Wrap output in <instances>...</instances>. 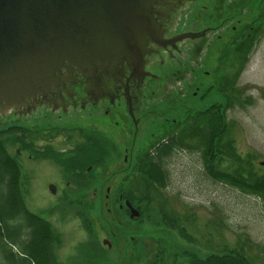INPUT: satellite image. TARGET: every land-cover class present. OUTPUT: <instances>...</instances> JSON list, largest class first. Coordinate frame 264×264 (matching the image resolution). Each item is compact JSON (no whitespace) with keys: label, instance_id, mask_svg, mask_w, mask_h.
<instances>
[{"label":"rangeland","instance_id":"1","mask_svg":"<svg viewBox=\"0 0 264 264\" xmlns=\"http://www.w3.org/2000/svg\"><path fill=\"white\" fill-rule=\"evenodd\" d=\"M257 1L226 0L224 8L227 15L231 12L232 20L227 21L221 31L210 33L206 40L207 47L202 54L197 55L193 74L183 81L185 75L183 71L177 72L178 66L166 72L168 78L163 77V80L149 85L148 98L153 100V105L147 102V107L156 111L159 115L157 119L176 116L180 126L175 132L180 133V129L190 123V118L197 112L202 113L216 103L227 105L229 85L235 83L239 99L231 107L225 108L228 130L224 141L230 140L236 153L253 165L254 173L263 176L264 34L247 55L237 54L228 47L235 37L230 27L237 26L238 21L244 28L243 32L249 26H254L262 27L264 33V17L260 15L264 13V5L257 8ZM232 13H239L240 16H232ZM214 18L215 16L204 13L201 6L187 5L177 20L178 30L184 31L188 26L190 29L200 30L213 25ZM217 35L223 38L219 41ZM223 43H226V51L220 57ZM185 58L179 57V60ZM189 61L187 59L184 62ZM158 71V74L163 73ZM205 71L209 74L205 75ZM182 105L194 107L197 111L192 114V111H185ZM12 110L2 112L4 116H0V130L17 123ZM88 113H71L62 117L60 122H64L67 127L76 126L77 122H81L78 125L88 126L99 119V125L119 140L122 150L130 148L132 133L130 134L131 129L125 124L124 117L112 118L110 121L103 120L102 110L93 112L91 116ZM37 114L31 118H18H24L20 121L30 126L43 122ZM154 117V113L149 114L147 120L152 122ZM116 121L120 122V127L115 126ZM152 127L151 123H147L140 140L141 147H146L148 152L154 147L151 146L152 143L156 145L167 139L165 135L162 137L164 130ZM68 134L70 138H74L76 133L73 130ZM187 144L189 148L177 150L169 158L168 188L158 191L160 196L150 193L153 200L151 203L136 202V206L142 211L140 220L128 216V210L117 201V195L115 200H111V249L103 244L104 240H109V206L106 198L109 165L111 163V189L115 188L116 194L127 193L134 176H129V165L123 158L113 165L117 151L108 149L109 156L107 154L100 160L98 172L91 176L88 183L74 182L70 186L67 185V181L70 182L69 173L58 170L51 161L30 164L25 155V169L29 177L26 180V173L25 181L22 177L25 203L30 212L48 221L59 235L60 241L55 245V253L60 264H152L157 255V259L168 257L171 261L174 250L208 256L227 249L244 250L253 256L256 264H264V200L210 178L205 171L200 141L192 140ZM74 145L76 139L71 140L67 135L66 142H61V147L66 149H71ZM196 146L199 149H193ZM7 148L13 155L17 146L9 141ZM221 160V170L237 168L234 161L226 157ZM49 182L58 188V196L53 197L47 191ZM81 185L84 186L80 187ZM120 204L124 207L122 210L119 208ZM165 214L181 221L194 241L189 243L178 230L167 227L164 223Z\"/></svg>","mask_w":264,"mask_h":264},{"label":"flooded vegetation","instance_id":"2","mask_svg":"<svg viewBox=\"0 0 264 264\" xmlns=\"http://www.w3.org/2000/svg\"><path fill=\"white\" fill-rule=\"evenodd\" d=\"M225 2L226 0H156V5L153 6L155 28L153 34L145 39L141 65L135 66V64L126 60L119 66L111 65V69H99L91 74L80 71L74 66H68L62 69L59 82L49 92L31 98L23 107L13 108L12 114L16 115L15 118L18 121L11 124L13 128L17 129L15 130L17 141H12L17 148L12 156L21 167L23 180L25 181L24 173H26V180L29 178L24 162V156L26 155V160L30 164L51 161L58 170H64L69 173L70 182L67 181L68 186L74 182L79 184L88 183L92 178L91 176L98 172L100 160L107 154L109 156L108 149H112L117 151V157L113 165L116 164L117 160L121 161L123 158V161L129 165V176L134 175L129 186L138 184V181L143 182L144 178L135 170L143 165V159L148 154L146 147H143V149L140 145L147 123H151L153 125L152 128L156 127L164 130L162 137L165 135L167 139H164L163 142L168 140L169 136L173 134L178 135L179 132L177 133L175 130L180 126L176 116L172 118L160 116L161 118L157 119L159 115L156 111L148 109L147 102L153 105V100L148 98L149 85L155 81L163 80L167 76L166 72L175 69L177 66L176 70L178 73L184 72L183 81L186 80V77L193 74L197 55L202 54L207 47L206 40L210 37V33L221 31L223 25L227 21L232 20L230 19L231 12H228L227 15L226 8H224ZM192 4L196 7L201 6L204 13L215 16L212 20L213 25L200 30H193L188 26L184 31H179L177 20L181 11L187 5ZM262 4L264 5V0H258L257 8ZM239 13H232V16H240ZM260 15L264 17V13H260ZM230 28L235 37L228 47L237 54L245 55L243 43L248 45L250 42L248 38L257 34L259 27L249 26L246 32H243L244 28L238 21L237 26L232 25ZM188 34H195L197 37L189 36L180 40V37ZM217 38L220 41L223 37L217 35ZM225 47L226 43H223L220 57L225 54ZM179 57H183L185 60H179ZM187 59H190V61L188 63L184 62ZM158 70L163 72V76L161 72L158 74ZM203 73L205 75L209 74L207 71ZM219 106L220 111L223 112L226 105L219 103ZM182 107L185 111H192V114L197 111L194 107L188 108V105H182ZM98 110L103 111L104 115L102 118H105L103 120L111 121L112 118L116 117H124L126 119L125 124L128 125L129 130L131 129L130 134L132 133L130 148L122 150L119 140L115 139L111 132L105 131L101 124L99 125V122H97L99 119H95L94 123H90L88 126L78 125L81 122H77L76 126L67 127L63 124L64 122H60L62 117L71 113L89 112L88 116H91L93 112H98ZM37 113L43 121L42 123L27 126L23 123L24 121H20L24 120V118H18L20 116H29L31 118L32 115L34 116ZM153 113L155 114L153 118L155 120L150 122L147 117ZM186 115L190 116L189 113H186ZM79 120H82V118H79ZM115 126L120 127V122L116 121ZM185 127L186 125L180 130ZM73 130L76 134L73 136L74 138H70L68 133ZM66 135L71 140L76 139V145L71 149L61 147V142H66ZM24 139L28 141V150H25V146L21 143ZM58 141L59 143H57ZM159 144L155 145L152 143L151 146L154 145V147L151 152ZM85 161L91 162L85 163ZM107 181L109 183L106 195L109 206V240H104L103 244L111 249V200H115L117 195V201L124 206L130 200L126 196L127 193L118 192L116 194L115 188L111 189V163ZM82 186L84 185L80 187ZM47 191L53 197L58 196L59 193L58 188L52 182L47 183ZM121 204L119 208L122 210L124 207ZM133 206L141 212L136 205ZM128 216H130L129 211Z\"/></svg>","mask_w":264,"mask_h":264},{"label":"water","instance_id":"3","mask_svg":"<svg viewBox=\"0 0 264 264\" xmlns=\"http://www.w3.org/2000/svg\"><path fill=\"white\" fill-rule=\"evenodd\" d=\"M156 0H0V114L59 82L68 66L91 74L141 65ZM197 37L188 34L180 37ZM210 132L209 130H207ZM131 219L140 213L129 202Z\"/></svg>","mask_w":264,"mask_h":264},{"label":"trees","instance_id":"4","mask_svg":"<svg viewBox=\"0 0 264 264\" xmlns=\"http://www.w3.org/2000/svg\"><path fill=\"white\" fill-rule=\"evenodd\" d=\"M263 34L262 27H259L257 34L248 38V45L243 43L246 55ZM234 85L235 83L229 85L225 108L231 107L239 99V92ZM225 108L221 112L219 104L216 103L208 111L196 114L185 130L178 135L169 136L153 152H148L143 159V165L135 170L144 181H138L132 187L128 186L126 196L132 204L151 203L153 200L150 193L160 196L158 191L168 188L169 158L175 151L189 148L187 142L192 140L200 141L205 171L210 178L264 200V175L254 173L253 165L236 153L232 142L224 141L228 130ZM15 130L17 129L12 126L0 130V264H60L55 254V245L60 241L59 235L48 221L30 212L26 206L21 167L7 149V142L17 141ZM21 143L28 150L27 139ZM197 148L199 149L198 146L193 149ZM225 157L234 161L237 168L221 170L219 163ZM165 216L164 223L167 227L178 230L189 243L194 241L187 227L181 225V221L169 218L166 214ZM175 251H172L174 253L171 261L168 257L157 259V255L152 264H256L253 256L244 250L227 249L208 256L192 251Z\"/></svg>","mask_w":264,"mask_h":264}]
</instances>
